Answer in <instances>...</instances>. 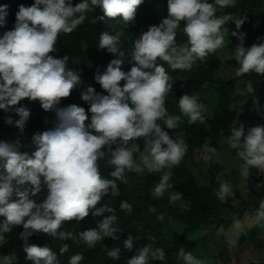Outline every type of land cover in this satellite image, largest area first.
Returning a JSON list of instances; mask_svg holds the SVG:
<instances>
[{
    "label": "clouds",
    "instance_id": "clouds-1",
    "mask_svg": "<svg viewBox=\"0 0 264 264\" xmlns=\"http://www.w3.org/2000/svg\"><path fill=\"white\" fill-rule=\"evenodd\" d=\"M142 2L78 0L73 5L72 0H34L31 5L18 6L13 26L0 35V110L5 113L4 123L23 133L30 114L24 104L18 103L24 98L38 100L43 110L54 112L56 120L52 127L32 135L31 151H21L18 138L0 139V216L4 218L0 221V245L6 242L4 233L21 225L17 235L25 259L32 264H59L51 247L28 242L34 234L81 241L89 248L105 237L118 239L115 209L103 203L94 206L109 192L120 195L117 181L126 182L127 171L160 173L152 192L155 197L173 189L169 169L181 162L188 145L181 135L166 131L177 129L181 116L171 114L165 106L172 78L160 61L174 70L190 69L197 59L225 46L227 25L231 23L235 28L230 35L239 41L232 52L239 63L236 74L264 73V35L245 47L246 34L238 30L246 17L232 12L217 14L218 7L234 6L236 0H166L167 15L132 39L130 52L123 47L121 31L99 35L97 47L113 56L103 71L97 66L93 76L103 92L92 85L80 87L79 99L88 105L87 112L76 103L58 107L61 98L68 97L82 81L79 71L68 66L67 54H49L56 51L58 35L72 32L84 22L85 13L97 6L102 13L100 19L131 22ZM6 9L7 5H0V24L4 23ZM178 29L186 37L182 42L176 39ZM126 63L131 64L127 71ZM245 88L252 92V81H247ZM178 107L191 122L205 118V106L195 93L182 94ZM138 138H143L142 146L136 142ZM227 140L243 161L242 177L249 175L250 168L264 171V123L246 128L243 122L233 121ZM202 147L208 159L217 151L207 142ZM106 157L113 166L108 173L111 178L100 173L99 162ZM231 192L227 181H221L215 190L221 200ZM181 196L179 191H169L168 201L186 208ZM119 207L132 209L126 200H121ZM90 209L93 216L101 217L95 227L79 232L61 227L64 221H80ZM158 218L163 219V213ZM256 220L264 221V199L259 201ZM233 226L241 227V221L234 220ZM133 240L129 234L123 247L132 249ZM68 248L69 244L62 243L59 252ZM177 254L183 264H207L184 248ZM107 255L119 259L120 248H109ZM164 257L163 249L146 243L126 264H149L150 258ZM82 259V253L77 252L69 257L68 264H79ZM16 260L15 252L0 255V264H15Z\"/></svg>",
    "mask_w": 264,
    "mask_h": 264
},
{
    "label": "trees",
    "instance_id": "trees-1",
    "mask_svg": "<svg viewBox=\"0 0 264 264\" xmlns=\"http://www.w3.org/2000/svg\"><path fill=\"white\" fill-rule=\"evenodd\" d=\"M33 2L34 0H0V5H7L4 23L0 24V35L13 26L18 6L20 4L28 6ZM77 2L78 0H72L73 5ZM263 4L264 0H236L234 6L218 7L217 14L232 12L246 17L238 31L246 34L243 43L245 47H248L253 42H257L258 36L264 35V19H259L257 16V12L263 8ZM101 15L98 6L94 7L92 11H87L82 24L70 33L58 35L56 51L49 53L55 57L67 54L69 56L68 66L76 68L79 73H84L98 92L104 90L94 81V73L97 66H100V70L103 71L113 56L105 49L97 47L99 35L102 32L115 34L116 31H121L123 47L126 52H130L132 39H135L142 31H146L149 25L158 24L167 15L166 0H143L131 22H124L120 18L100 19ZM182 25L183 22H181V28ZM227 27L229 32L235 28L231 23ZM176 39L177 42L186 39L180 29L177 30ZM160 63L164 64L172 78L170 81L172 90L166 95L165 106L171 114L181 116L177 129H166V131L170 135L173 132L181 135L188 145L181 162L169 169L172 172L170 179L173 189L166 191L163 196L155 197L152 192L155 184L159 181L160 173H149L147 170L139 173L127 171L125 173L126 182L117 181L120 195L113 196L109 192L94 206L99 207L100 203H103L115 209V214L118 217L116 221L119 228V232L116 234L118 239L105 237L89 248L84 242L60 241L46 233H38L29 237V243L51 247L57 253L59 264H68L69 257L77 252L83 255L79 264H126L127 259L135 254L137 248L146 243H151L153 248L163 249L165 253L163 260L150 258L149 264H183V261L178 258V250L184 248L185 251H191L197 256L195 250L200 245V231L214 225V229L211 231L214 233L219 226H229L234 220H240L248 209L249 204L238 193H235L232 199L229 197L224 200L219 199L215 194L219 183L211 176L206 184H199L188 163L194 160L197 153L209 155L202 147L205 142L217 150L223 140L228 138L230 135L228 117L234 102L246 98L258 100L260 110L257 118L259 123H264V73L249 72L227 77L220 67V59L214 53H210L203 59H197L187 70H174L169 68L166 62L160 61ZM230 63L235 69L239 67V63L234 59ZM130 67L131 64L126 63L124 70L127 71ZM239 80L252 81L253 91H247L245 94L237 93L235 85ZM120 83L122 84L123 81ZM80 87L82 86L70 90V95L64 97L60 107L76 103L83 106L87 112L88 105L79 99ZM184 92L215 93L216 106L213 113L210 116L203 113L205 117L203 120L189 121L178 107V99ZM18 103L24 104L30 110L23 133H20L14 125H6L3 120L5 113L0 110V139L11 141L18 138L21 144L20 150L31 151L33 149L32 135L52 127L56 122L55 115L52 111L43 110L38 100L29 101L24 98ZM8 114L12 115L13 119L18 118L14 113ZM136 142L142 146L143 138H138ZM211 159H209L210 162ZM242 163L243 161L240 159V165ZM99 164L101 175L111 178L108 173L113 166L107 163V157ZM243 180L253 188L264 189V177L262 171L258 169L250 168L249 175L243 177ZM172 190L182 194L181 199L187 204L186 208L180 207L179 202L169 203L168 194ZM39 198L42 199L43 196L39 195ZM235 199L238 200L236 207L231 204ZM121 200H126L132 205L131 211L120 209ZM161 213H163V219L158 218ZM100 218L93 216L90 209L89 214L80 221L75 219L64 221L61 227L79 232L89 227H95L96 221ZM3 219L0 216V221ZM20 231H22V226L17 225L13 226L10 232L4 233L6 242L0 245V255L15 252L17 256L15 264H32L31 260L25 259L22 241L17 235ZM259 232L260 229L257 225L251 230L250 239L255 241ZM129 234L134 237L133 247L130 250L123 247V241ZM62 243L69 244L68 250L64 253L59 252ZM114 246L120 248V256L117 260L107 255V250ZM226 250L227 248L223 251L225 256ZM208 260H210V264H216L215 259Z\"/></svg>",
    "mask_w": 264,
    "mask_h": 264
},
{
    "label": "rangeland",
    "instance_id": "rangeland-1",
    "mask_svg": "<svg viewBox=\"0 0 264 264\" xmlns=\"http://www.w3.org/2000/svg\"><path fill=\"white\" fill-rule=\"evenodd\" d=\"M257 16L259 19H264V4L263 8L257 12ZM230 33L226 37L225 46L213 52L220 59V67L227 77L237 75L236 69L230 61L235 60L232 52L239 41ZM79 74L82 78V87L92 85L90 79L84 73ZM246 82L239 80L236 83L237 93H247ZM184 93H195L198 96V102L205 106L204 114L210 116L213 113L216 106L215 93ZM63 100L64 97L61 98L60 104ZM60 104L58 107H60ZM259 110L260 102L254 98L234 102L228 117L229 128L232 127L233 121L243 122L246 128L259 124L257 118ZM206 157L203 153H197L194 160L188 163L197 182L202 185L206 184L210 176L218 183L227 181L232 186V192L227 198L232 199L235 193H238L249 206L240 219L241 227L235 228L233 223L229 226L221 225L213 233L211 231L214 229V225H210L200 231V245L195 250L197 256L205 259L207 264H210L208 259L211 258L215 259L216 264H264V221L256 220V209L259 206V201L264 199V189L253 188L243 180L240 174V158L236 155V150L229 146L227 139L223 140L217 148L211 162ZM262 174L264 177V171H262ZM237 203L238 200L235 199L231 204L236 207ZM257 225L260 229L259 236L255 241H252L250 232ZM225 248H227L226 256L223 255Z\"/></svg>",
    "mask_w": 264,
    "mask_h": 264
}]
</instances>
